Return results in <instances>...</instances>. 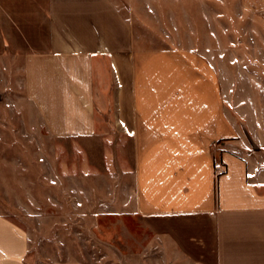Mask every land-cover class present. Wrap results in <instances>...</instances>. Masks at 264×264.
<instances>
[{"label": "crops", "instance_id": "0c3cea01", "mask_svg": "<svg viewBox=\"0 0 264 264\" xmlns=\"http://www.w3.org/2000/svg\"><path fill=\"white\" fill-rule=\"evenodd\" d=\"M131 1L0 0V72L7 88L21 87L29 123L0 129V264H83L31 258L28 230L10 214L24 184L38 207L39 185L69 180L68 137L102 141L109 176L133 182L143 224L177 253L194 264H264V145L226 114L222 77L204 53L139 46ZM22 133L27 181L5 156V139ZM119 138L130 144L123 159ZM84 149L83 174L97 167Z\"/></svg>", "mask_w": 264, "mask_h": 264}, {"label": "rangeland", "instance_id": "374dc122", "mask_svg": "<svg viewBox=\"0 0 264 264\" xmlns=\"http://www.w3.org/2000/svg\"><path fill=\"white\" fill-rule=\"evenodd\" d=\"M131 3L134 9L129 7V11L139 46L153 50L182 45L204 53L222 77L226 114L241 123L243 133L264 145V0ZM5 84L6 75L0 72V129L24 130L29 123L20 120L24 112L22 89ZM30 138L22 133L5 139L10 147L5 156L20 162L25 181L33 176L28 168ZM118 141L121 145L116 142L113 146L115 157L126 158L130 144ZM63 142L69 180L56 181L53 172L49 187L38 183V207L29 198L28 183L13 194L10 214L28 230L31 258L47 252L60 259H79L83 264H194L143 224L133 182L109 176L101 140L68 137ZM84 148L97 166L85 174L80 166ZM99 169L101 173H93ZM125 184L127 189L122 187Z\"/></svg>", "mask_w": 264, "mask_h": 264}]
</instances>
